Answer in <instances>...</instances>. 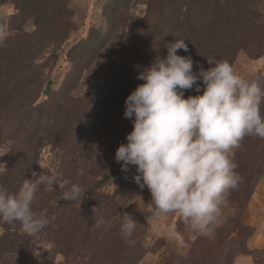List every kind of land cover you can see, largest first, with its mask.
<instances>
[{"label": "rangeland", "instance_id": "374dc122", "mask_svg": "<svg viewBox=\"0 0 264 264\" xmlns=\"http://www.w3.org/2000/svg\"><path fill=\"white\" fill-rule=\"evenodd\" d=\"M0 36V187L15 194L33 172L58 176L38 186L33 211L49 220L38 235L0 222V264H264V139L233 150L242 180L208 237L155 216L135 168L115 161L133 128L124 101L165 43L184 39L177 54L193 71L214 57L264 87V0H0ZM73 184L85 198L60 199ZM124 213L139 222L131 245ZM168 224L183 245L162 234Z\"/></svg>", "mask_w": 264, "mask_h": 264}, {"label": "clouds", "instance_id": "9594fccd", "mask_svg": "<svg viewBox=\"0 0 264 264\" xmlns=\"http://www.w3.org/2000/svg\"><path fill=\"white\" fill-rule=\"evenodd\" d=\"M164 47L166 56L158 55L138 71L136 79L144 83L124 101L123 116L133 128L126 134V143L116 149L115 161L125 174L135 168L132 179L150 192L155 216L177 215L183 224L208 237L222 223V209L242 180L231 159L233 150L241 147L245 137L264 139V87L238 75L227 60L214 57L206 58L211 67L197 64L198 70L193 71L192 57L177 54L188 51L184 39ZM193 89L198 94L185 98V91ZM32 175L34 179L23 180L15 194L0 187V222H19L24 233L36 236L49 223L33 211L38 186L51 190L58 176ZM85 196V189L73 184L60 199L75 202ZM106 223L101 217L94 226ZM138 223L123 214L120 234L125 243H134ZM161 232L170 241L184 244L175 224Z\"/></svg>", "mask_w": 264, "mask_h": 264}]
</instances>
